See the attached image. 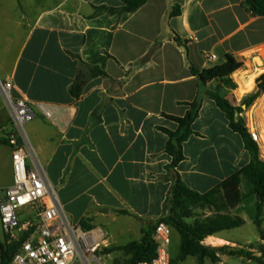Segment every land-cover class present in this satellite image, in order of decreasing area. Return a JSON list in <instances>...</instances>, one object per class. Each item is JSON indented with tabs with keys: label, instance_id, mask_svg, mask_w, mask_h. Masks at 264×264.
<instances>
[{
	"label": "crops",
	"instance_id": "crops-1",
	"mask_svg": "<svg viewBox=\"0 0 264 264\" xmlns=\"http://www.w3.org/2000/svg\"><path fill=\"white\" fill-rule=\"evenodd\" d=\"M10 1L0 0V77L13 81L15 98L70 109L69 126L64 118L54 123L41 113L26 126L69 219L105 231L104 251L140 241L143 230L164 215L172 158L163 129H178L165 115L185 116L186 104L196 99L198 80L190 68L209 69L225 63L228 54L241 56L245 67L233 75L234 93L251 94L261 75L257 69H264V16L253 15L245 0H150L132 13L97 16L96 7L124 4ZM176 4L181 14L169 19ZM82 62L110 78H92L75 99L69 90ZM254 73L246 90L241 83ZM220 89L228 90L218 81L206 87ZM11 128L0 96V134ZM192 129L177 167L191 190L205 194L250 163L242 136L213 99L204 96ZM0 174L5 190L13 184L7 143L0 145ZM125 220L136 223L139 238L118 245L110 227Z\"/></svg>",
	"mask_w": 264,
	"mask_h": 264
},
{
	"label": "trees",
	"instance_id": "trees-1",
	"mask_svg": "<svg viewBox=\"0 0 264 264\" xmlns=\"http://www.w3.org/2000/svg\"><path fill=\"white\" fill-rule=\"evenodd\" d=\"M124 4L122 8H112L108 6L96 7L94 16L99 14H123L132 13L147 4L150 0H121ZM249 11L256 16H264V0H245ZM181 14V6L173 5L169 13V19ZM174 40L182 44L183 40L173 32ZM159 45H156L154 51ZM245 67V58L228 54L225 63L216 65L209 69L198 70L191 67V73L198 80V95L196 99L187 103L189 110L183 117L165 115L168 119L178 124L176 131L163 129L169 136L166 145V152L172 158V162L167 166V177L172 182L171 190L164 205V215L156 222L151 223L147 229L143 230L140 241L131 242L116 250L122 251L129 257L126 264H139L143 261H151L156 254V242L154 239L155 227L158 221H163L171 226L172 231H176L181 238L182 254L181 261L184 262L189 256L198 257L200 264H204L206 259L216 263L220 261V254H228V246L212 247L203 245L202 242L209 237L218 235L223 231L242 227L245 224L244 218L239 215H223V209L236 208L246 199H254L255 212L252 221L260 230L262 227V214L264 211V159L262 158L259 145L253 140L245 121L240 114L244 111L242 106L233 105L220 91L210 92L206 90L209 83L218 81L222 86L237 88L233 80V75ZM96 77L110 78L108 74L98 66H91L85 62L80 64L78 74L74 84L70 87V94L73 98H80L89 80ZM257 90L248 94L244 98L242 105L252 106L255 101L264 93V75L257 79ZM240 92V91H239ZM204 96L213 99L218 107L226 114L230 122V127L239 133L245 144V148L251 155L250 163L230 176L219 186L211 191L200 194L188 188L177 171L178 165L185 159L183 144L193 134L192 125L199 116ZM100 107L96 113L101 111ZM7 141L0 142L1 144ZM8 144V143H7ZM246 186V194L242 191V185ZM211 207L216 209V216L206 221L187 222L191 215L192 207ZM82 227L91 231L92 227L86 221L81 223ZM20 246L19 241L9 242L0 236V264H13L14 258ZM240 256H251L250 252L240 250L235 253Z\"/></svg>",
	"mask_w": 264,
	"mask_h": 264
},
{
	"label": "built area",
	"instance_id": "built-area-1",
	"mask_svg": "<svg viewBox=\"0 0 264 264\" xmlns=\"http://www.w3.org/2000/svg\"><path fill=\"white\" fill-rule=\"evenodd\" d=\"M13 89V81L0 77V96L12 127L7 134H0V142L7 141L12 151L13 171V184L0 197V229L10 242H20L14 264H102L108 247L106 232L87 231L69 219L26 129L38 113L54 123L64 118L69 126L70 109L15 98ZM249 132L262 147L260 133L254 128ZM172 232L170 225L158 221L155 257L139 264H171Z\"/></svg>",
	"mask_w": 264,
	"mask_h": 264
},
{
	"label": "rangeland",
	"instance_id": "rangeland-1",
	"mask_svg": "<svg viewBox=\"0 0 264 264\" xmlns=\"http://www.w3.org/2000/svg\"><path fill=\"white\" fill-rule=\"evenodd\" d=\"M10 1V0H5ZM12 2V0L10 1ZM264 73V72H263ZM261 75H264L261 73ZM259 75L257 79L261 76ZM258 87L256 81V88L252 92H256ZM227 91L220 92L225 95L226 97L230 96L232 102H234L237 107L242 106L243 112L241 113V118L245 121L246 126L248 129H255L259 133H261L262 122L260 113L257 110V102L260 98L264 97V93L255 101V103L250 106L249 108L245 105H242L243 100L245 97H241L245 92H238V97L235 95L234 90L236 88L226 87ZM239 98V101H237ZM228 99V98H227ZM229 100V99H228ZM261 135V134H260ZM260 151L262 154V158L264 159V150L263 147H260ZM0 174V188H2L4 180ZM242 191L246 194V186L242 185ZM4 190L0 189V195H2ZM191 215L187 219V222L194 223V221H206L210 218L216 216L217 212L215 208L211 207H192L190 209ZM255 212V201L254 199H245L243 203L238 205L236 208H225L221 212L223 215H239L246 221L242 227L235 228L232 230H228L223 232L222 234H218L211 238H207L202 242L203 245L217 247V243H221L222 246H228V254H220V261L219 262H212L210 259H206L204 264H262V258L264 257V211L262 214V227L259 230L257 226L252 221V216ZM133 223L130 225L129 223ZM122 223H128L120 227ZM138 226L135 222L130 220L120 221L115 225L110 227L111 235L113 236V240H116V244L118 245H125L131 241L138 240L139 233H138ZM0 236L2 239H8L5 236L1 229H0ZM225 239L228 240L226 242H221L218 239ZM10 242V241H9ZM120 247V246H119ZM119 247H111L110 249L103 252L102 256V264H126L129 257H126L122 251L116 250ZM244 250L251 253V256H240L235 255L233 253ZM170 256H171V264H200V260L198 257L189 256L184 262L181 261V254H182V245H181V238L179 234L173 230L172 232V244L170 246ZM14 264V262H13Z\"/></svg>",
	"mask_w": 264,
	"mask_h": 264
},
{
	"label": "bare ground",
	"instance_id": "bare-ground-1",
	"mask_svg": "<svg viewBox=\"0 0 264 264\" xmlns=\"http://www.w3.org/2000/svg\"><path fill=\"white\" fill-rule=\"evenodd\" d=\"M259 64V60L257 61ZM257 72L263 73L264 69L259 70L257 69ZM245 73V72H244ZM258 74L254 73L251 75L245 82H242L241 85L246 89L249 90L254 82V79L256 78ZM257 110L258 113H260L261 116V122H262V128H261V136H260V142L264 150V97L260 98V100L257 102Z\"/></svg>",
	"mask_w": 264,
	"mask_h": 264
}]
</instances>
